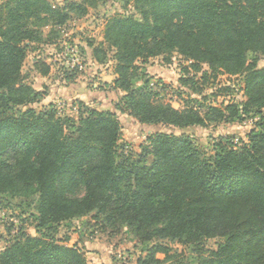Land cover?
Wrapping results in <instances>:
<instances>
[{"label":"trees","instance_id":"obj_1","mask_svg":"<svg viewBox=\"0 0 264 264\" xmlns=\"http://www.w3.org/2000/svg\"><path fill=\"white\" fill-rule=\"evenodd\" d=\"M98 1L0 0V194L35 195L37 230L17 227L0 264H88L49 229L89 214L111 232L125 226L139 242L153 243L137 264L170 257L167 241L199 248V264H264V67L248 61L249 53L264 56V0H127L139 17L105 18L102 39L87 45L97 63L112 50L110 87L123 92L115 108L139 123L185 128L237 118L235 104L177 109L148 81L132 86L139 62L168 61L172 53L194 71L206 64L212 76L244 73L241 112H263L261 131L248 143L225 144L206 157L183 133L155 132L135 161L118 158L114 112L89 109L75 119L52 106H27L39 94L22 72L28 52L55 43L72 17ZM35 70L47 75L50 66L36 61ZM214 236L223 241L204 255L200 244Z\"/></svg>","mask_w":264,"mask_h":264},{"label":"rangeland","instance_id":"obj_2","mask_svg":"<svg viewBox=\"0 0 264 264\" xmlns=\"http://www.w3.org/2000/svg\"><path fill=\"white\" fill-rule=\"evenodd\" d=\"M112 13L139 17L127 0H99L97 6L91 8L82 19L61 28L55 43L40 45L28 52L22 72L26 77L25 81L39 93L28 107L42 110L52 106L61 117L75 119L79 112H87L89 109L114 112L121 126L116 147L118 158L128 157L134 161L148 148V137L155 132L183 133L201 154L209 157L225 144L240 146L248 143L251 132L261 131L263 112H241V106L247 99L244 73L223 72L212 76L206 64H201L200 70L194 71L189 67L190 61L177 53L169 55L168 61L156 56L146 63L139 62L138 74L132 79V86L140 87L148 81V85L158 92L162 101L177 109L183 108L186 103L194 106L201 103L203 106L200 109H204L206 105L224 108L225 105L235 104L238 115L234 121L185 128L166 124L147 125L139 123L128 112L116 109L115 105L123 92L112 89L110 83L105 81L115 76L113 52L108 51L104 62L97 63L90 61L88 53L91 49L87 46L89 41L98 42L102 39L104 20ZM77 56L81 62L80 68L73 67ZM36 61L49 64L50 71L46 78L38 76ZM248 61L257 68L264 67V56L260 54L249 53ZM202 71L208 73L206 79L201 77ZM51 84H62L64 96H55L56 91L51 90ZM73 87H80V98L72 99L70 91H73ZM151 161L152 156H148L147 163ZM35 205V195L12 197L0 194V250L7 245L17 227H23L27 233L37 235ZM49 233L68 245H76L85 255L88 264H137L138 257H143L153 244L139 242L125 226L117 232H111L109 228L102 227L92 214L54 225ZM222 241L223 238L219 236L209 237L199 247L204 248L206 255L207 251L216 250ZM167 244L173 248V252L168 258L161 253L157 254L160 260L157 264H199V248L197 250L192 245L168 241Z\"/></svg>","mask_w":264,"mask_h":264},{"label":"crops","instance_id":"obj_3","mask_svg":"<svg viewBox=\"0 0 264 264\" xmlns=\"http://www.w3.org/2000/svg\"><path fill=\"white\" fill-rule=\"evenodd\" d=\"M54 1H56V2H58V3H60L61 1H63V0H54ZM84 17V16H83ZM83 17H72L68 22H67V24H70L71 22L72 23H74L75 21H79L80 19H82ZM66 24V25H67ZM64 27V26H63ZM62 27V28H63ZM88 46V45H87ZM89 47V46H88ZM91 49V48H90ZM89 54V56L91 57V59H90V57H88L89 59H90V61L92 60V61H94V62H96L95 60H93V58H92V55H91V50H90V52L88 53ZM38 74V76H40L41 78H46L47 76H48V74L47 75H41L40 73H37ZM114 78V75L113 76H111L110 77V79L112 80ZM110 79H105V81L106 82H108V83H110L111 82V80ZM74 86H77L76 84L74 85ZM71 88H72V85H71ZM79 88L80 87H78V88H75V87H73V91H70L71 92V94H72V99H74V98H80V96H81V93H79ZM51 90L54 92V91H56L54 94H55V96H64V93H65V90H64V86L62 85V84H60V85H55V84H51Z\"/></svg>","mask_w":264,"mask_h":264},{"label":"built area","instance_id":"obj_4","mask_svg":"<svg viewBox=\"0 0 264 264\" xmlns=\"http://www.w3.org/2000/svg\"><path fill=\"white\" fill-rule=\"evenodd\" d=\"M80 63H81V62L79 61L78 56H77V57H76V60L73 61V64H74L73 67H74V66H78V68H80V67H81Z\"/></svg>","mask_w":264,"mask_h":264}]
</instances>
